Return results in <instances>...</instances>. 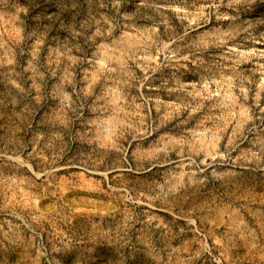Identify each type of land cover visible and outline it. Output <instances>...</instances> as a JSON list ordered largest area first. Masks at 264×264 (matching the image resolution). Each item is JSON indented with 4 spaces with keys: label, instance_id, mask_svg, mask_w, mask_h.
Returning a JSON list of instances; mask_svg holds the SVG:
<instances>
[{
    "label": "clouds",
    "instance_id": "obj_1",
    "mask_svg": "<svg viewBox=\"0 0 264 264\" xmlns=\"http://www.w3.org/2000/svg\"><path fill=\"white\" fill-rule=\"evenodd\" d=\"M0 264H264V0H0Z\"/></svg>",
    "mask_w": 264,
    "mask_h": 264
}]
</instances>
